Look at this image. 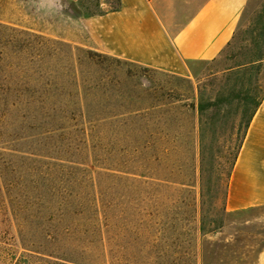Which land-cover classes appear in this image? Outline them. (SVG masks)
I'll list each match as a JSON object with an SVG mask.
<instances>
[{
  "label": "rangeland",
  "instance_id": "obj_1",
  "mask_svg": "<svg viewBox=\"0 0 264 264\" xmlns=\"http://www.w3.org/2000/svg\"><path fill=\"white\" fill-rule=\"evenodd\" d=\"M63 3L45 15L33 0H0V264H264V205L225 207L253 106L240 98L264 92V0H249L225 48L185 76L93 49ZM191 6L161 5L169 30ZM219 92L199 146L185 105ZM117 165L128 179L113 177ZM163 175L188 185L152 184Z\"/></svg>",
  "mask_w": 264,
  "mask_h": 264
},
{
  "label": "crops",
  "instance_id": "obj_2",
  "mask_svg": "<svg viewBox=\"0 0 264 264\" xmlns=\"http://www.w3.org/2000/svg\"><path fill=\"white\" fill-rule=\"evenodd\" d=\"M192 4L174 31L161 5L174 0H120L117 10L77 20L85 43L147 68L188 75L194 62L211 61L232 39L249 0H177ZM69 41L83 43L69 33ZM264 205V96L254 111L229 176L225 207L233 212Z\"/></svg>",
  "mask_w": 264,
  "mask_h": 264
},
{
  "label": "trees",
  "instance_id": "obj_3",
  "mask_svg": "<svg viewBox=\"0 0 264 264\" xmlns=\"http://www.w3.org/2000/svg\"><path fill=\"white\" fill-rule=\"evenodd\" d=\"M68 1L72 5L73 10L75 9V14L81 15V16L101 15V14L106 13L107 11L117 10L119 8V4H120V0H115V2L113 4L109 3L110 4V8L104 10L101 7L102 3H103L101 0H92L89 3H85V0H68ZM71 13H74V12L71 11ZM261 58L262 57H260V59ZM222 94H223V92H219V94L215 97V99H206V98H202L201 97L199 99V101H198L197 106H194V104H186L185 105L187 107V111L196 112V115H194V117L192 119L191 128H192V130H195V129L198 130L197 138H198L199 146H201L202 141L204 140V135H205V132H206V127H207L206 125H208V121L212 125H214V123L216 122V118H217V115H218V113H216V110H217L218 106H220V103L223 101V98H222L223 95ZM263 96H264V92L262 93L261 96H259L257 98H255V95H252L251 92L250 93L246 92L240 98L243 101V103H252L253 104L252 110H251V112H250V114L248 116V119H247L246 123H245L244 134H245L247 126H248V124L250 122V119H251L254 111L256 110V108L259 106ZM187 115L190 118L192 116V115H190L188 113H187ZM84 116L86 117V115H84ZM119 116H124V115H119ZM90 117L91 118L89 120H87V122H89V124L93 123V124L96 125V124L107 123L108 121L112 120L113 118H117V115L101 116V117H97V116H92L91 115ZM140 117H141V119H145L144 124H143L144 125V129H148L149 128V123H150V120H151L150 118H148V113L142 114ZM168 120L171 123H176L178 121V120H176V118L174 116L171 117L170 115L161 116L160 117L161 123L162 122L166 123ZM158 122H159V120H158ZM160 133H161V131H160ZM244 134H243V137H244ZM166 135H167L166 133H164V135L162 133L161 136H159L161 141L164 140ZM176 137H178V135H176ZM242 140H243V138H242ZM242 140H241L240 144L237 147V152H236V155L234 157L233 165H234L236 156L238 154V151H239V149L241 147ZM233 165H232V167H233ZM111 169L113 170V173H112L113 177H115L116 179L120 178L121 181H122L123 179L126 180V179L129 178L128 177L129 171H127L125 169H122V167L120 168L117 165V167H112ZM139 175H142V174L139 173ZM143 176H145V174H143ZM163 176L164 177H161V178L160 177H154L153 180H152V182H153L152 184L160 186V187L162 186V187H165V188H168V187L172 188V185L175 186V184H181V185L187 184V183H185L183 181H174V180H172L170 178H166L165 175H163ZM219 180H220V178L218 176L217 180L215 181V186H216L215 187V191L216 192L218 191V188L220 186V181ZM216 192H215V194H216ZM172 222L173 221H167L166 222V220H165V222H163V224H166V225L169 224L170 227H171L174 224V223L172 224ZM198 222L199 223H198V226L196 227V231H195L196 232V234H195V239L196 240L199 238V236L205 234V227H204L203 219L202 218L199 219ZM173 227H175V226H173ZM213 231H214V229H210L208 232H213Z\"/></svg>",
  "mask_w": 264,
  "mask_h": 264
},
{
  "label": "clouds",
  "instance_id": "obj_4",
  "mask_svg": "<svg viewBox=\"0 0 264 264\" xmlns=\"http://www.w3.org/2000/svg\"><path fill=\"white\" fill-rule=\"evenodd\" d=\"M33 3L36 10L45 15H57L65 8L63 0H33Z\"/></svg>",
  "mask_w": 264,
  "mask_h": 264
}]
</instances>
